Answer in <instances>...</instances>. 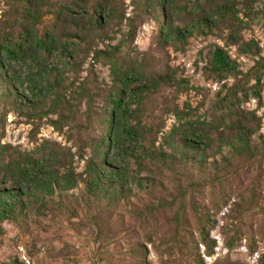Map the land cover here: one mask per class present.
I'll return each mask as SVG.
<instances>
[{
  "label": "trees",
  "instance_id": "16d2710c",
  "mask_svg": "<svg viewBox=\"0 0 264 264\" xmlns=\"http://www.w3.org/2000/svg\"><path fill=\"white\" fill-rule=\"evenodd\" d=\"M257 1L133 0L126 15L123 0H5L0 22V114L11 112L31 125L34 146L23 150L0 142V233L4 222L47 209L58 207L75 216L83 199L99 202L103 211H109L122 198L130 202L131 196L148 193L154 177L171 175L177 183L176 195L169 200L152 197L141 211L175 207L162 216L171 229L164 231L157 225L145 230L141 242L128 253L143 261L146 244L153 246L162 236L169 237L173 252H186L196 264H203L192 251L198 243L204 246L205 256L213 255L215 241L208 228L215 222L211 213L218 207L217 194L208 205L193 200L189 208L185 195L205 185L214 189L240 176L249 177L248 202L260 198L264 190L260 118L242 107L250 97L259 100L264 79V57L251 52L253 46L240 35L248 27L240 13L264 19V7L250 14V4ZM148 21L154 23L153 41L165 59L168 48L184 51L191 38L213 35L258 60L242 72L223 47L213 44L203 67L206 78L235 81L230 86L222 84L207 116L198 114L189 102L179 105L176 101L178 95L193 89L187 78L175 77L167 59L161 62L163 68H153L151 49L140 56L133 50L138 29ZM97 64L108 67L109 82L95 72ZM169 90L170 99L165 93ZM160 92L164 99L155 105ZM163 114L174 118L164 132L165 122L159 120ZM43 124L58 133L71 128L67 139L76 136L77 144L67 146L46 138L39 142ZM158 139L161 142L156 144ZM81 161L83 168L77 171ZM237 199L232 215L246 203L241 193ZM241 231L237 230L239 238ZM195 233L197 243L192 241ZM232 245L233 240L226 242L228 248ZM153 247L162 264L171 263V251ZM248 247L254 249V241ZM258 264H264V254Z\"/></svg>",
  "mask_w": 264,
  "mask_h": 264
},
{
  "label": "rangeland",
  "instance_id": "374dc122",
  "mask_svg": "<svg viewBox=\"0 0 264 264\" xmlns=\"http://www.w3.org/2000/svg\"><path fill=\"white\" fill-rule=\"evenodd\" d=\"M132 1L123 0L126 15L131 13ZM250 6L252 15L253 12L264 7V0L251 3ZM4 10H6L5 0H0V22L3 21ZM239 15L244 22L248 23V27L241 30L242 40L253 46L251 52L258 51L259 56L264 57V19L246 17L243 13ZM153 28L154 23L148 21L138 29L136 38L131 45L133 50L139 52L140 56L151 49L152 55L155 56V59L152 60L153 68H163L164 65L161 62L167 59V64L174 72L175 77L187 78L193 89L178 95L176 101L179 105L189 102L192 107L197 108L198 114L207 116L217 93L221 91L222 84L230 86L235 81L230 78L217 82L206 78L203 67L208 62L210 47L213 44L223 47L236 61L238 69L242 72L254 66L255 61L258 60L256 55L238 53L236 46L227 45L223 39L213 35L191 38L184 51L175 52L168 48V57L165 59L164 53L162 54L157 49L153 41ZM125 29L126 26L123 25V30ZM119 37L117 36V39ZM88 63L89 60L85 63V67L88 66ZM94 69L101 80L109 82L107 66L97 64ZM85 74L83 73V75ZM249 84H253V81ZM165 93L168 99L173 95L172 90ZM163 99L164 95L161 92L158 93L154 104H159ZM242 107L249 111H255V115L260 118L261 123L259 132L264 134V79L259 100L250 97L248 102L242 104ZM162 119L165 122L163 132L168 131L174 118L172 115L163 114L159 120ZM30 129L31 125L26 124L23 118L11 112L6 116L0 114V142L2 144L9 143L12 146H19L23 150L32 149L34 143L29 137ZM70 129H67L63 134L55 132L48 124H43L37 138L39 142L42 138H46L67 146H74L77 144L76 136L75 139H67L70 138ZM82 136L83 134L79 137ZM83 137L85 138V136ZM85 142L86 139L82 141V143ZM159 142H161L160 139L156 144ZM82 168L83 161L78 163L77 171ZM251 169L254 174L256 165L253 164ZM154 178L155 181L152 188L147 191L148 193L141 192L138 196L133 195L130 197V202L126 198L124 200L122 198L117 206L109 211H103L102 206L99 207V202L88 203L83 199L79 201L82 206L78 207L77 205L75 208V216L57 210L58 207H53L54 210L47 209L38 215L30 213L23 219L4 222L2 224L3 232L0 233V264H15V261L23 264H162V257L153 246L158 247L160 251L169 250L174 254L170 264H196L191 259L189 260L186 252H173V244L169 242V237L161 236L155 239L156 243L153 246L146 242L148 253L143 261H138L128 253L131 246L141 242V236L145 230L156 228L157 225L164 231L171 229L169 225H165L162 216H168L175 207L172 209L168 207L156 208L147 213L141 212L145 205H150L152 197L163 196L169 200L176 195L177 183L171 175ZM248 179L240 176L223 185H215L214 189L210 185H205L185 195L186 205L189 208V204L193 200L202 205H208L212 196L217 194L215 201L218 202V207L213 208L211 213L215 222L213 221L208 228L210 238L215 241L214 253L211 256H205L204 246L200 243H198V249L192 250L193 254L200 255L203 264H258L259 258L264 254V190L261 191L260 198L248 202L250 193ZM240 180L242 181L239 182ZM183 182L187 183L188 179L183 178ZM75 191L80 192V190ZM224 192L227 195H224V198L220 200L219 198ZM240 193L246 198V203L241 212H234L232 215L231 210L236 206L234 204L236 201L238 202L237 197ZM178 201L179 199L175 205L178 204ZM73 202L70 200L71 204H74ZM153 217L155 218L152 220ZM237 217L242 220L240 219L241 221L238 222ZM108 227L111 228L109 232L107 231ZM191 228L195 231L197 229L194 226V221L191 223ZM239 228L242 230L239 234L240 238L237 235ZM98 230L100 234H98ZM193 240L198 242L197 233L194 234ZM228 240H233L231 248L226 246ZM252 241H254L255 247L250 250L248 245ZM208 244L210 245V242Z\"/></svg>",
  "mask_w": 264,
  "mask_h": 264
}]
</instances>
